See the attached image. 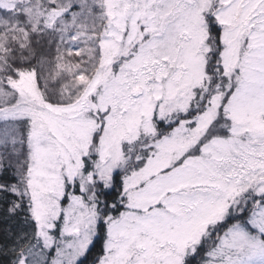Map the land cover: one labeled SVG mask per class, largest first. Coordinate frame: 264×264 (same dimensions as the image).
<instances>
[{"label": "snow or ice", "instance_id": "snow-or-ice-1", "mask_svg": "<svg viewBox=\"0 0 264 264\" xmlns=\"http://www.w3.org/2000/svg\"><path fill=\"white\" fill-rule=\"evenodd\" d=\"M0 210V264H264V0H0Z\"/></svg>", "mask_w": 264, "mask_h": 264}, {"label": "trees", "instance_id": "trees-1", "mask_svg": "<svg viewBox=\"0 0 264 264\" xmlns=\"http://www.w3.org/2000/svg\"><path fill=\"white\" fill-rule=\"evenodd\" d=\"M13 226L16 225L15 221L11 222ZM8 227V222L5 219L4 213L0 210V235H3L4 230ZM101 253V244L99 242L96 243V246L93 247L88 254V258L85 261V264H92L94 258Z\"/></svg>", "mask_w": 264, "mask_h": 264}]
</instances>
